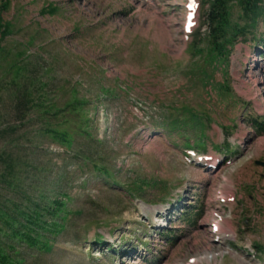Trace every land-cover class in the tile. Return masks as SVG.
Masks as SVG:
<instances>
[{
  "label": "rangeland",
  "instance_id": "obj_1",
  "mask_svg": "<svg viewBox=\"0 0 264 264\" xmlns=\"http://www.w3.org/2000/svg\"><path fill=\"white\" fill-rule=\"evenodd\" d=\"M205 1L0 0L13 263L264 264V15L223 60L200 55Z\"/></svg>",
  "mask_w": 264,
  "mask_h": 264
},
{
  "label": "trees",
  "instance_id": "obj_2",
  "mask_svg": "<svg viewBox=\"0 0 264 264\" xmlns=\"http://www.w3.org/2000/svg\"><path fill=\"white\" fill-rule=\"evenodd\" d=\"M204 3L206 7L203 13L202 20L203 27L206 31L205 41L207 42V47L204 49L198 45L197 41H194L192 44V49H194V51L200 55L206 50L207 53L209 52L212 57L217 59L223 60L227 55H229L233 51L235 45L238 43V37H244L249 33V31L252 32V30L256 28L260 17L264 15V0H206ZM235 3H237V6L241 11V15L239 16L241 18V24L232 22L233 7L235 6ZM200 33L201 30L198 34L199 37H202ZM196 118L197 116L195 114L191 116V120L193 122ZM169 124H171V126H168ZM169 124L165 125L166 130H170L172 132L179 131L177 119H173V121L169 122ZM196 124L197 123L195 120L194 123H185L184 126L188 127L189 129H195L197 131ZM197 132L198 137L196 142L199 141V138L202 141L206 140V136L204 135L201 128ZM49 133H51V135H53L55 138L59 139V143H61L62 145L69 146L71 144V140H69V135L66 132L49 131ZM202 141L198 142L197 146L199 148L202 147L203 149L204 144ZM185 145L189 144L186 143ZM227 149H229V147H227ZM99 171L101 173L104 172L106 176H109L106 170L101 171V169H99ZM57 205L58 207H61L63 203L58 202ZM17 212L20 217H26V222L25 224H23V226L26 224L32 226L37 225L38 227L44 229L47 226L56 227L55 225L49 224L48 222L43 223L41 219H39V216L37 214L31 216L29 213H25L21 210ZM6 215L3 214L0 216L2 217ZM8 218L11 217L9 216ZM10 220L12 224L13 221H16V219L13 217ZM24 235L28 238L31 243L35 244L37 242V239L35 237L30 236L28 234ZM44 248L47 249V246H45ZM0 264L16 263H13L10 257L4 254L0 249Z\"/></svg>",
  "mask_w": 264,
  "mask_h": 264
},
{
  "label": "bare ground",
  "instance_id": "obj_3",
  "mask_svg": "<svg viewBox=\"0 0 264 264\" xmlns=\"http://www.w3.org/2000/svg\"><path fill=\"white\" fill-rule=\"evenodd\" d=\"M218 226H217V228L220 226L219 224H217ZM222 227H220V229H221ZM230 228V227H229ZM222 230H223V232L225 233V235H228L229 233L227 232V230H225L224 231V229H221V232H222Z\"/></svg>",
  "mask_w": 264,
  "mask_h": 264
}]
</instances>
